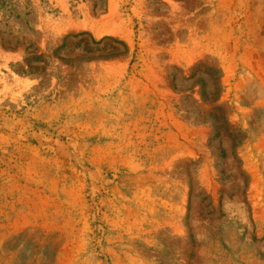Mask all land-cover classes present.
<instances>
[{
	"label": "rangeland",
	"instance_id": "rangeland-1",
	"mask_svg": "<svg viewBox=\"0 0 264 264\" xmlns=\"http://www.w3.org/2000/svg\"><path fill=\"white\" fill-rule=\"evenodd\" d=\"M0 264H264V0H0Z\"/></svg>",
	"mask_w": 264,
	"mask_h": 264
}]
</instances>
